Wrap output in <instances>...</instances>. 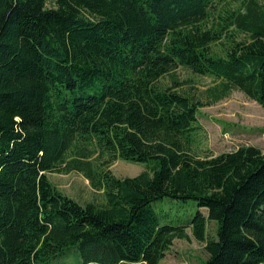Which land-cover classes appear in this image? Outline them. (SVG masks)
<instances>
[{"label":"trees","instance_id":"trees-1","mask_svg":"<svg viewBox=\"0 0 264 264\" xmlns=\"http://www.w3.org/2000/svg\"><path fill=\"white\" fill-rule=\"evenodd\" d=\"M229 4L0 0V264L70 253L80 264H157L187 229L204 243L200 264H264V155L239 145L199 156L202 103L172 73L217 79L214 99L236 89L264 111V6ZM116 159L143 170L116 177ZM71 170L99 202L48 180ZM164 197L196 209L171 224L154 206Z\"/></svg>","mask_w":264,"mask_h":264},{"label":"rangeland","instance_id":"rangeland-1","mask_svg":"<svg viewBox=\"0 0 264 264\" xmlns=\"http://www.w3.org/2000/svg\"><path fill=\"white\" fill-rule=\"evenodd\" d=\"M229 1L231 7V2L234 0ZM258 1L264 6V0ZM217 51L220 53L218 46ZM172 73L181 82L177 88L187 91L202 103L196 113V122L200 127L196 147L199 156L230 151L239 145H253L264 155V111L256 102L236 89H230L226 95L214 99L217 97H214V93L219 94L218 89L213 88L218 84L217 79L193 74L182 66H177ZM160 80L169 84L167 77ZM109 169L116 177L133 176L143 170V164L116 159L110 164ZM47 177L57 191L80 204L101 200V196L91 189L87 180L77 171L52 172L47 173ZM154 206L158 208L156 210L159 217L171 224L184 222L196 209L192 200L182 202L167 197L156 201ZM200 211L205 213L203 208ZM214 229L215 222L207 221L205 230L207 238L214 236ZM186 232L188 238L173 239L164 257L157 264H200L207 257V253L203 250L204 243L195 241L188 229ZM49 264H80V262L78 257L70 253L55 257Z\"/></svg>","mask_w":264,"mask_h":264}]
</instances>
